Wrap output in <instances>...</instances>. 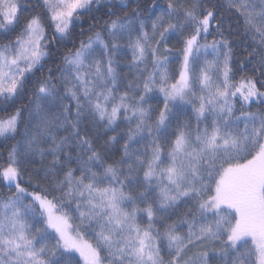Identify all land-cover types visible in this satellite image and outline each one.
Wrapping results in <instances>:
<instances>
[{
	"label": "snow or ice",
	"instance_id": "obj_1",
	"mask_svg": "<svg viewBox=\"0 0 264 264\" xmlns=\"http://www.w3.org/2000/svg\"><path fill=\"white\" fill-rule=\"evenodd\" d=\"M0 264H264V0H0Z\"/></svg>",
	"mask_w": 264,
	"mask_h": 264
}]
</instances>
